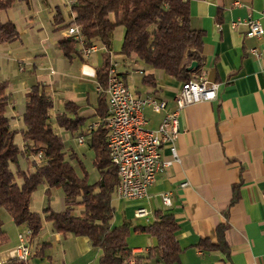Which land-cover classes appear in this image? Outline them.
<instances>
[{
	"label": "crops",
	"instance_id": "crops-1",
	"mask_svg": "<svg viewBox=\"0 0 264 264\" xmlns=\"http://www.w3.org/2000/svg\"><path fill=\"white\" fill-rule=\"evenodd\" d=\"M66 1V20L59 11L37 19L21 8L18 27L16 5L26 0L4 10L1 17L2 11L0 21L14 22L19 37L0 43V51L13 53L7 65L14 73L29 70L26 77L34 76L21 81L23 104L34 85L43 86L52 102L59 93L56 103L61 108L55 116L64 112L66 102L76 104L83 123L75 133L90 138L103 120L95 109V71L102 65L105 48L99 44L88 57L81 55L79 47L78 53L63 54L57 40L67 37V27L58 28L54 17L58 14L62 24L72 19ZM189 16L191 28L203 31V62L198 75L218 84L216 97L179 111L180 133L175 143L179 161L157 174L142 200H125L114 193L111 226L128 227L126 244L137 264H162L154 249L155 237L142 229L153 221L157 210L172 214L178 224V264H264V33L259 38L248 36L245 23L248 18L257 20L264 29V0H190ZM123 32L121 25L113 29L110 61L132 94L164 102L160 109H142L144 127L156 129L165 114L176 109L175 96L183 82L134 56L120 54ZM24 35L32 40L25 42ZM8 95L6 114L11 121L14 105ZM160 156L170 158L166 145L160 148ZM183 182L187 185L182 187ZM234 193L237 198L230 203ZM164 194L169 195V205L162 202ZM139 206L147 209V217L134 215ZM41 216L42 227L31 236L25 225H16L0 207L1 228L7 238L0 243V264L10 263L9 251L17 245L18 234H24L30 248L25 264H99L101 250L86 237L56 232L44 214ZM219 224L226 226L227 253L198 248L201 239L216 241Z\"/></svg>",
	"mask_w": 264,
	"mask_h": 264
},
{
	"label": "trees",
	"instance_id": "trees-1",
	"mask_svg": "<svg viewBox=\"0 0 264 264\" xmlns=\"http://www.w3.org/2000/svg\"><path fill=\"white\" fill-rule=\"evenodd\" d=\"M25 0H0V13L14 3ZM190 0H69L72 19L62 24L57 14L54 23L58 28L77 25L82 42L73 37L59 38L58 47L65 56L78 53V47L101 44L102 65L95 71L99 86L96 113L102 118L107 114L106 81L110 64V47L115 26H123L120 54L134 56L138 61L153 69H160L181 82L195 78L201 71L203 31L192 29L189 16ZM56 28V29H58ZM19 37L14 22L0 21V43L11 42ZM81 52V50H80ZM196 67L188 69L191 62ZM7 81L0 78V207L4 208L16 225H25L31 236L39 233L42 216L30 208L33 192L41 183L46 193L54 187L62 189L64 208L53 211L43 209L44 219L52 229L60 233H71L86 237L92 246L101 250L99 264H123L131 257L126 244L128 227L111 226L114 208L111 200L118 183L117 170L111 164L106 147L107 128L101 124L91 131L88 140L94 152L93 165L99 178L94 183L87 181L86 174L78 175L72 164L73 155H67L61 137L53 130L50 121L52 99L41 85L32 86L25 96L21 130L23 154L36 156L32 160L34 169L10 168L16 162L20 150L14 142L16 131L10 127L6 114L9 95ZM77 105L64 104V112L55 116L59 127L70 133L77 132L83 120L77 116ZM78 135H82L79 132ZM19 178L20 182L15 178ZM234 193L231 202H235ZM77 210V213H75ZM226 226L216 228V241L201 239L197 245L203 250L219 249L227 253L224 240ZM143 231L155 237L159 260L162 264H178L180 247L175 237L178 224L172 214L161 210L154 212V219L144 226ZM0 222V243L6 240ZM9 264H25L11 259Z\"/></svg>",
	"mask_w": 264,
	"mask_h": 264
},
{
	"label": "built area",
	"instance_id": "built-area-1",
	"mask_svg": "<svg viewBox=\"0 0 264 264\" xmlns=\"http://www.w3.org/2000/svg\"><path fill=\"white\" fill-rule=\"evenodd\" d=\"M248 26V36L259 38L264 29L257 20H245ZM232 27L236 23L231 24ZM67 37L82 42L80 28L77 25L65 29ZM97 49V45L81 46V55L88 57ZM106 102L107 114L101 121L107 128L106 147L111 164L117 170L118 183L115 195L125 200H142L147 197L148 190L154 183L156 176L164 168L178 162L176 140L180 133L178 124L179 111L186 106L211 101L215 99L218 84L210 83L202 75L182 83L175 96L176 109L165 114L156 129H146L142 109L150 106L153 109L164 107V102L151 96H136L131 93L122 77L119 75L116 64L110 61L106 71ZM98 86V90H99ZM79 144L84 142L83 136L77 138ZM166 145L169 148L170 158L160 156V148ZM183 182L181 186H186ZM165 205L170 204L168 194L162 196ZM137 218L147 217L148 211L139 206L135 209ZM17 245L9 251L11 259L26 261L30 256V248L24 234H18ZM123 264H137L134 257H129Z\"/></svg>",
	"mask_w": 264,
	"mask_h": 264
},
{
	"label": "rangeland",
	"instance_id": "rangeland-1",
	"mask_svg": "<svg viewBox=\"0 0 264 264\" xmlns=\"http://www.w3.org/2000/svg\"><path fill=\"white\" fill-rule=\"evenodd\" d=\"M15 5L17 4L14 3ZM14 5V6H15ZM18 12L16 13L17 18L15 19L16 25L20 27L21 20L19 19L20 13L23 11H28L30 15L37 19H46L50 14L53 15L56 11H59L61 17L66 20L68 18L69 7L66 0H26V3H19L16 5ZM22 8V10H20ZM50 14V15H51ZM4 16V11L1 13V17ZM51 32V29H50ZM31 37L24 35L23 39L25 42L32 40ZM100 46L99 44L97 45ZM101 47V46H100ZM13 57L12 52H2L0 51V78L5 79L8 83L7 93L10 94L11 102L13 103V118L10 121V127L16 131L14 135V142L17 144L20 153L17 156V160L14 163L10 164V168L13 173H16L17 170H29L34 169L32 165V160L37 157L30 155L26 157L23 154V138L21 130L23 129L24 123L22 120V113L24 110L23 104V92L21 91V81L23 79L33 80L34 76L26 77V74L29 73V70L22 73H14L12 66H8L7 63ZM8 60V61H7ZM26 66V65H25ZM32 68L31 64L28 66V69ZM25 76V77H24ZM59 93H56L53 101V107L50 110L51 115V125L53 130L61 137L64 143V150L67 155H73L72 164L78 175L86 174L87 181L89 183H94L97 181L99 174L96 168L93 165L94 152L88 144V136H84V142L79 144L77 141L78 133H70L65 131L62 127H59L55 121V114L57 110L61 108L56 102H58ZM10 116V115H9ZM16 181L20 182L19 178H15ZM31 208L43 215V209L45 207H50L53 211H60L64 208V194L61 188L54 187L46 193V185L41 183L37 186L36 190L32 194ZM77 213V210L76 212Z\"/></svg>",
	"mask_w": 264,
	"mask_h": 264
},
{
	"label": "water",
	"instance_id": "water-1",
	"mask_svg": "<svg viewBox=\"0 0 264 264\" xmlns=\"http://www.w3.org/2000/svg\"><path fill=\"white\" fill-rule=\"evenodd\" d=\"M197 63L195 61L191 62V64L189 65L188 69H192L194 67H196Z\"/></svg>",
	"mask_w": 264,
	"mask_h": 264
}]
</instances>
